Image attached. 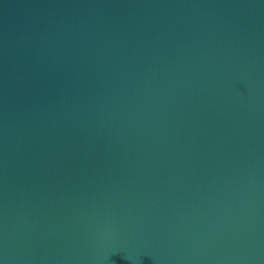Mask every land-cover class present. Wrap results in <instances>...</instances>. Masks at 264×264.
Returning a JSON list of instances; mask_svg holds the SVG:
<instances>
[{"label": "water", "instance_id": "water-1", "mask_svg": "<svg viewBox=\"0 0 264 264\" xmlns=\"http://www.w3.org/2000/svg\"><path fill=\"white\" fill-rule=\"evenodd\" d=\"M0 264H264V0H0Z\"/></svg>", "mask_w": 264, "mask_h": 264}]
</instances>
